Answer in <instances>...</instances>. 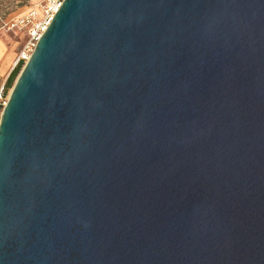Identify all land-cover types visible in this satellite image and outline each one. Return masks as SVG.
Wrapping results in <instances>:
<instances>
[{
	"label": "water",
	"instance_id": "water-1",
	"mask_svg": "<svg viewBox=\"0 0 264 264\" xmlns=\"http://www.w3.org/2000/svg\"><path fill=\"white\" fill-rule=\"evenodd\" d=\"M0 264H264V0H64L2 116Z\"/></svg>",
	"mask_w": 264,
	"mask_h": 264
},
{
	"label": "built area",
	"instance_id": "built-area-1",
	"mask_svg": "<svg viewBox=\"0 0 264 264\" xmlns=\"http://www.w3.org/2000/svg\"><path fill=\"white\" fill-rule=\"evenodd\" d=\"M64 0H45L44 4L29 10L17 19L9 22L7 27L16 34L26 31V40L19 53L14 68L24 66L31 59L42 36L48 30L55 15L63 5ZM13 68V69H14ZM12 90L2 85L0 87V125L5 108L8 105Z\"/></svg>",
	"mask_w": 264,
	"mask_h": 264
},
{
	"label": "rangeland",
	"instance_id": "rangeland-1",
	"mask_svg": "<svg viewBox=\"0 0 264 264\" xmlns=\"http://www.w3.org/2000/svg\"><path fill=\"white\" fill-rule=\"evenodd\" d=\"M44 2L45 0H0V37L5 42V48L9 50L10 53H13L14 56L21 52L23 48L26 40V31L16 34L14 31L9 30L7 24L25 14L29 10L44 4ZM22 69L20 70L18 76L20 75ZM13 70L8 72L6 76L0 78V87L4 84L7 86L8 79ZM13 86L10 90H12Z\"/></svg>",
	"mask_w": 264,
	"mask_h": 264
},
{
	"label": "crops",
	"instance_id": "crops-1",
	"mask_svg": "<svg viewBox=\"0 0 264 264\" xmlns=\"http://www.w3.org/2000/svg\"><path fill=\"white\" fill-rule=\"evenodd\" d=\"M19 53H17L16 56L10 53L9 50L5 48L4 40L0 37V78L6 76L8 72L13 70L14 63Z\"/></svg>",
	"mask_w": 264,
	"mask_h": 264
},
{
	"label": "trees",
	"instance_id": "trees-1",
	"mask_svg": "<svg viewBox=\"0 0 264 264\" xmlns=\"http://www.w3.org/2000/svg\"><path fill=\"white\" fill-rule=\"evenodd\" d=\"M21 69H22L21 66H18L16 68H14V70L12 71V73H11L9 79H8V83H7V86H6L7 89H10L14 85V82H15V80H16V78H17V76H18V74H19Z\"/></svg>",
	"mask_w": 264,
	"mask_h": 264
}]
</instances>
